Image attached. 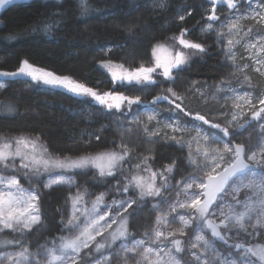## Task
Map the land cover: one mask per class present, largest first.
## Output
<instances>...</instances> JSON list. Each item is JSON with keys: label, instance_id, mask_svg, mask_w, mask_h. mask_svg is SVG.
<instances>
[{"label": "snow or ice", "instance_id": "6c2138e0", "mask_svg": "<svg viewBox=\"0 0 264 264\" xmlns=\"http://www.w3.org/2000/svg\"><path fill=\"white\" fill-rule=\"evenodd\" d=\"M208 2L211 8L205 10L206 23L201 32L215 34L224 62L233 71L211 86L214 94L193 85L205 107L209 100L224 101L203 114L188 111L183 106L186 97L169 87L152 101L167 102L168 115L161 119V112L153 108L144 121L137 115L145 106L141 97L115 90L116 85L145 88L165 81L174 83L192 55L208 52L204 44L185 38L189 31L185 28L178 37L170 38L178 41V50L160 42L152 47L151 66L142 63L129 69L110 59L102 61L114 86L110 91L100 92L70 75L35 67L27 59L15 71H0V76H25L91 98L125 117L132 113L130 127L121 125L125 133L131 136L142 132L149 140L162 137L181 150L187 148L186 160L193 169L175 185L171 183L175 161L153 170L149 162L152 157L145 155L140 163L125 170L132 149L123 137L110 150L72 157L53 155L39 137L0 135V264H264V93L254 95L244 89V85L251 86L247 70L264 76V31L242 23L251 20L264 28V0ZM11 3L0 0V9ZM218 4L229 9L224 21L217 15ZM63 6V0H56L54 7ZM152 6L165 8L166 0H152ZM76 7L81 16L95 10L90 0H76ZM178 19L184 21L186 16L180 14ZM62 22L60 12L45 14L27 30L48 35ZM238 46L247 52L250 63L237 62L243 59L238 57ZM159 51L167 55L161 57ZM234 80L240 87L234 86ZM4 88L0 83V89ZM2 108L9 114L16 110L11 104ZM153 122L156 126L150 128ZM253 122L255 142L251 135L244 136ZM95 138L99 140L100 136ZM91 139L89 136V143ZM88 170H95L93 180L107 184L106 191L91 192L77 184L75 176ZM44 174V188L65 186L69 194L66 211L60 212L57 228L50 230L57 234H49L43 243L37 240L33 248L30 237L34 230L47 227L44 194L32 186ZM108 178L116 183H108ZM173 188L175 192L165 196ZM148 198L155 219L137 238L130 220L149 202ZM164 205L166 210H162ZM173 224L178 226L173 228Z\"/></svg>", "mask_w": 264, "mask_h": 264}, {"label": "trees", "instance_id": "16d2710c", "mask_svg": "<svg viewBox=\"0 0 264 264\" xmlns=\"http://www.w3.org/2000/svg\"><path fill=\"white\" fill-rule=\"evenodd\" d=\"M90 3L95 10L87 16L80 15L76 0H63V8L54 7L56 0H26L0 10V71H15L19 63L27 59L35 67L59 75H70L100 92L110 91L114 86L106 69L101 66L102 61L110 59L129 69L142 63L151 66L152 47L160 42L175 48L174 44L178 46V42L170 38L178 37L180 30L185 28L189 30L185 38L204 44L208 52L193 55L189 63L178 71L174 83L165 81L145 88L130 84L116 85L115 90L127 96L139 95L145 105H149L153 104L154 96L172 87L186 97L183 106L190 112L200 111L203 114L218 107V101L212 100L205 107L195 91V88L205 90L208 86L206 91L214 94L211 86L233 71L225 64L215 35L201 32L205 24L201 7L206 4L205 0H166L165 8H153L152 0H90ZM180 9L186 16L184 21L178 19ZM54 12L63 14V22L51 34L27 30L38 18ZM9 36H15V39H8ZM109 49L111 51H107ZM249 76L251 82L255 83L253 76ZM0 77L6 82L5 88L0 89V135L39 137L53 155L72 157L110 150L123 137L132 149L129 161L124 164L125 170L131 169L140 163L143 156L148 155L152 157L149 162L153 170L176 162L171 183L193 171L186 160V148L181 150L162 137L149 140L142 132H133L131 136L125 133L123 128L130 127L127 120L132 113L127 117L122 116L115 110L104 109L91 99L48 88L31 81L29 77ZM5 104L14 105L15 112H4L2 106ZM156 105L164 108L163 105L167 106L168 103L159 102ZM254 130L255 126L252 125L244 136L254 133ZM96 135L100 136L99 140L95 138ZM89 136L92 137L90 143ZM94 173L95 170H88L86 174H77L75 179L78 185L87 187L91 192L106 191L107 184L94 181ZM141 174L147 176V173ZM45 177L42 175L32 185L40 188L44 194L43 210L47 226L34 230L30 237L33 248L37 240L43 243L49 234H57V231L50 230L57 228L60 212L66 211L65 202L69 194L65 186L44 188L41 181ZM117 179L120 177L117 176ZM23 183L28 187L25 181ZM108 183L115 184L116 180L108 178ZM148 199L149 202L138 209L130 220V228L137 238L155 219L156 212L152 208L151 198Z\"/></svg>", "mask_w": 264, "mask_h": 264}, {"label": "rangeland", "instance_id": "374dc122", "mask_svg": "<svg viewBox=\"0 0 264 264\" xmlns=\"http://www.w3.org/2000/svg\"><path fill=\"white\" fill-rule=\"evenodd\" d=\"M206 1V4H204L202 7H201V12H202V19L203 20H205V23H206V15H205V10L206 9H210L211 8V4L208 2V0H205ZM180 14H183V15H185V13H184V11L182 10V9H180L179 10V13H178V15H180ZM217 15L220 17V21H224L225 20V17H227L228 15H229V9L227 8V6L226 5H217ZM242 23H244V24H246V25H250V26H254L256 29H259V30H261V31H264V28H262L260 25H256L255 24V22L254 21H251V20H247V21H243ZM218 24H219V21L218 22H216V25L218 26ZM0 25H1V22H0ZM212 34H214V33H212ZM215 35V34H214ZM178 41H176V43H177ZM166 45V44H165ZM175 45V48L174 47H172V46H169V45H166L167 46V48L168 49H171V50H178V47H180V46H176V44H174ZM236 51H237V54H238V57H243V59H238L237 60V62L238 63H250V61L248 60V58H247V52L242 48V47H237V49H236ZM158 55H160L161 57H164V56H166L167 55V52H165V51H159L158 52ZM193 57V55L191 56V58ZM116 64V63H115ZM126 68V67H125ZM107 71V70H106ZM108 73V72H107ZM252 75L253 77H252V80L253 81H255V83H253V82H251V86L249 87V85H244V89L245 90H248V91H251V92H253V94L254 95H259V94H261V93H264V76H261L260 74H258V73H255L254 71H252L251 69H249V70H247V75ZM108 75H109V78H110V80H111V76H110V73H108ZM0 83H4L5 84V86H6V82L4 81V80H2V78L0 77ZM37 83V82H36ZM256 83H258V85H256ZM41 84H43L42 82H41ZM233 84H234V86H236V87H240V84H239V82L238 81H233ZM127 85H129V84H127ZM44 86H46V87H48L47 85H44ZM48 88H53V89H56V90H62V91H65V92H67L65 89H63V88H60V87H51V86H49ZM208 88V86L205 88V90ZM214 89V88H213ZM215 90V89H214ZM259 91V92H258ZM67 93H69V92H67ZM69 94H72V93H69ZM73 95V94H72ZM73 96H75V95H73ZM76 97H79V96H76ZM79 98H85V99H91V98H86V97H79ZM224 101L223 100H220V101H218V103L220 104V103H223ZM229 103V105H231V101H229L228 102ZM135 105L133 106V109H135ZM163 107L164 108H160V107H158V105H153V104H149V105H145V106H143V107H141L140 108V111L137 113V115H139V117H140V119L141 120H144V121H146V113L147 112H150V111H152V109L153 108H155V109H157V110H159L160 112H161V119H163L165 116H167L168 115V108H169V106L167 105V106H165V105H163ZM132 120V116L129 118V120H127V121H131ZM156 125H155V122H153L152 124H149V127L151 128V127H155ZM253 126H255V130H254V133H252V134H248V135H246L245 137H247V136H249V135H251L252 136V138H253V142H255V140H256V137H257V129H256V124H255V122H253ZM165 131H170V130H167V129H165ZM193 148H195V145H193ZM187 149V148H186ZM46 177H45V180L47 179V174H44ZM181 179V178H180ZM179 179V180H180ZM179 180H177V181H179ZM22 183H23V181H21ZM76 182H77V180H76ZM24 184V183H23ZM77 184H78V182H77ZM173 185H175L176 184V181H173V183H172ZM57 185H54L53 187H56ZM52 187V188H53ZM73 190H74V192L76 191V189L75 188H73ZM175 192V188H173V189H171V191L170 192H168V195L167 196H171V194L172 193H174ZM166 208H167V205H164L163 207H162V210H166ZM181 211H183V210H181ZM178 225H176V224H173L172 225V227L173 228H175V227H177Z\"/></svg>", "mask_w": 264, "mask_h": 264}, {"label": "water", "instance_id": "95a60500", "mask_svg": "<svg viewBox=\"0 0 264 264\" xmlns=\"http://www.w3.org/2000/svg\"><path fill=\"white\" fill-rule=\"evenodd\" d=\"M23 1H26V0H12V3L9 4V5H6L4 8H6V7H8V6L15 5V4H18V3L23 2ZM4 8H3V9H4ZM0 10H2V9H0Z\"/></svg>", "mask_w": 264, "mask_h": 264}]
</instances>
